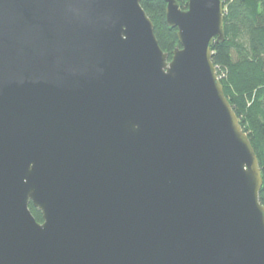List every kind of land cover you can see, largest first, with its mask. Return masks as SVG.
<instances>
[{
    "label": "water",
    "instance_id": "water-1",
    "mask_svg": "<svg viewBox=\"0 0 264 264\" xmlns=\"http://www.w3.org/2000/svg\"><path fill=\"white\" fill-rule=\"evenodd\" d=\"M163 1L170 59L141 0H0V264H264L223 1Z\"/></svg>",
    "mask_w": 264,
    "mask_h": 264
},
{
    "label": "trees",
    "instance_id": "trees-1",
    "mask_svg": "<svg viewBox=\"0 0 264 264\" xmlns=\"http://www.w3.org/2000/svg\"><path fill=\"white\" fill-rule=\"evenodd\" d=\"M224 40L210 45L212 62L223 92L236 113L257 155L262 186L259 200L264 205V0H222ZM184 8L187 0H178ZM154 25L161 49L171 58L179 45L177 29L165 20L163 0H141ZM29 208L37 221L41 213L32 203Z\"/></svg>",
    "mask_w": 264,
    "mask_h": 264
}]
</instances>
